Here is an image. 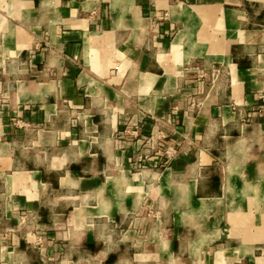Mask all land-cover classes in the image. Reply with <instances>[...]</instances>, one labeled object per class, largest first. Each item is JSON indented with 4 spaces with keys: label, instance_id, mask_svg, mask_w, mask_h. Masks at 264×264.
<instances>
[{
    "label": "crops",
    "instance_id": "crops-1",
    "mask_svg": "<svg viewBox=\"0 0 264 264\" xmlns=\"http://www.w3.org/2000/svg\"><path fill=\"white\" fill-rule=\"evenodd\" d=\"M263 92L264 0H0V264H264Z\"/></svg>",
    "mask_w": 264,
    "mask_h": 264
},
{
    "label": "built area",
    "instance_id": "built-area-1",
    "mask_svg": "<svg viewBox=\"0 0 264 264\" xmlns=\"http://www.w3.org/2000/svg\"><path fill=\"white\" fill-rule=\"evenodd\" d=\"M260 100H261V102L263 103V105H264V92L261 94V96H260ZM135 136L137 135V130H134L133 132H132ZM173 152V150L170 148V149H168L166 152H165V156H166V158L167 159H170L171 157H172V153Z\"/></svg>",
    "mask_w": 264,
    "mask_h": 264
},
{
    "label": "rangeland",
    "instance_id": "rangeland-1",
    "mask_svg": "<svg viewBox=\"0 0 264 264\" xmlns=\"http://www.w3.org/2000/svg\"><path fill=\"white\" fill-rule=\"evenodd\" d=\"M261 101V100H260ZM262 103V102H261ZM263 104V103H262Z\"/></svg>",
    "mask_w": 264,
    "mask_h": 264
}]
</instances>
